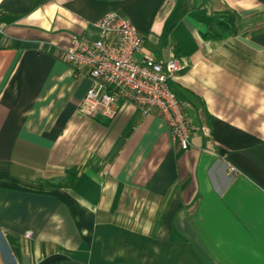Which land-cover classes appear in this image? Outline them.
Returning a JSON list of instances; mask_svg holds the SVG:
<instances>
[{
    "label": "crops",
    "instance_id": "0c3cea01",
    "mask_svg": "<svg viewBox=\"0 0 264 264\" xmlns=\"http://www.w3.org/2000/svg\"><path fill=\"white\" fill-rule=\"evenodd\" d=\"M109 12L137 59L174 45L188 150L132 103L78 112L92 80L64 51ZM0 25V264H264V0H0Z\"/></svg>",
    "mask_w": 264,
    "mask_h": 264
},
{
    "label": "built area",
    "instance_id": "2783aa9c",
    "mask_svg": "<svg viewBox=\"0 0 264 264\" xmlns=\"http://www.w3.org/2000/svg\"><path fill=\"white\" fill-rule=\"evenodd\" d=\"M96 26L101 33L97 41L86 43L75 37L64 51L66 61L76 73L92 80L78 112L114 121L122 108L132 103L142 115L160 113L166 119L174 145L188 150L196 130L185 114L187 105L178 100L171 87L172 78L183 71L174 45L166 63L147 55L137 59L136 55L143 52L144 38L129 19L109 12ZM3 33L0 25V34ZM202 130L209 133L207 128Z\"/></svg>",
    "mask_w": 264,
    "mask_h": 264
},
{
    "label": "trees",
    "instance_id": "16d2710c",
    "mask_svg": "<svg viewBox=\"0 0 264 264\" xmlns=\"http://www.w3.org/2000/svg\"><path fill=\"white\" fill-rule=\"evenodd\" d=\"M217 25L219 27V31L209 27L208 33L205 35V38L225 40L232 36L235 28V19L232 13H225L219 16L217 19Z\"/></svg>",
    "mask_w": 264,
    "mask_h": 264
},
{
    "label": "water",
    "instance_id": "95a60500",
    "mask_svg": "<svg viewBox=\"0 0 264 264\" xmlns=\"http://www.w3.org/2000/svg\"><path fill=\"white\" fill-rule=\"evenodd\" d=\"M61 264H82V263H80L78 261H65V262H63Z\"/></svg>",
    "mask_w": 264,
    "mask_h": 264
}]
</instances>
